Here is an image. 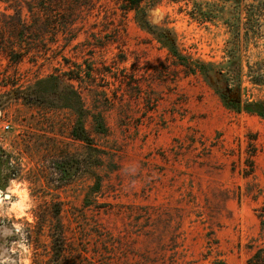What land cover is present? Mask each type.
Masks as SVG:
<instances>
[{
	"label": "rangeland",
	"instance_id": "obj_1",
	"mask_svg": "<svg viewBox=\"0 0 264 264\" xmlns=\"http://www.w3.org/2000/svg\"><path fill=\"white\" fill-rule=\"evenodd\" d=\"M251 1L145 0V26L123 0H94L61 8L65 33L8 26L23 54L0 51V264H53L42 243L59 206V264H264V112L217 92L264 105V18L247 36ZM76 131L103 151L99 185Z\"/></svg>",
	"mask_w": 264,
	"mask_h": 264
},
{
	"label": "trees",
	"instance_id": "obj_2",
	"mask_svg": "<svg viewBox=\"0 0 264 264\" xmlns=\"http://www.w3.org/2000/svg\"><path fill=\"white\" fill-rule=\"evenodd\" d=\"M0 1H7L9 0H0ZM145 0H123V3L121 4V8L124 10V12L128 11H135L136 17L138 21L142 25L150 26V21L147 19V10L146 6L144 5ZM16 7L15 11L16 13L14 15L12 14H5L1 13L0 11V51L5 52L13 61L18 60L22 53V47L20 49H15L14 47H9L6 44V33L8 31V26L11 24H15L16 26H20L21 29L19 30V33H22V35H56L59 33V31L66 32L68 19L66 17L67 11L63 13L61 11V8L64 7L65 9H74L75 6L78 7H86L87 9L91 10L97 7L96 2L94 0H22V3H19L16 1ZM11 4H8L5 8L11 7ZM26 9V10H25ZM1 14H3V17ZM10 18V19H8ZM16 18L15 22H11V19ZM261 18H264V0H252L250 3L246 6V34L249 37H252L250 35L251 32L256 33L258 27L261 25ZM9 22H11L9 24ZM37 26L39 28L45 29L43 32L42 30H37ZM159 36L161 38H165L164 42L172 48V53L174 55H179V52L177 49L172 46L169 42L172 41L170 37L165 35L164 33H159ZM186 66H188V69L190 72H196V68L193 67L189 63H185ZM200 64V63H199ZM203 74L210 78V69L208 66L204 64H200L197 66ZM217 92L221 96L223 102L225 105L229 108L241 110V108L246 105L247 108L250 111H256L260 114H263L264 112V105L263 103L259 102H249L247 104L241 102L239 98H236L232 96L231 89L227 91H223L219 88H217ZM74 137L79 140H85L86 145L88 147L87 157H86V163H87V170L88 173L92 175V178H96L95 185H99L98 181L99 177L96 174L95 167L99 165V159L101 156L102 149L99 148L96 143L94 142V137L91 135H85L84 139L81 137V135L76 131L74 133ZM77 162V161H76ZM94 187L93 190H95ZM48 201L45 202L47 204ZM59 204V203H57ZM61 210L62 207H57L55 209V212L52 214V216H56L55 225H49L51 236L50 245L47 243L44 244L45 250L48 253L47 256H49L48 261H55L53 264H59L61 260L65 258V252H67L68 249V237L66 235L65 231V224L61 220ZM48 215H41L40 214V222L39 226L42 231L45 230V227L47 226V221L50 220ZM40 235V233H38ZM35 236L36 242H39V236ZM30 240L32 239V235L29 236ZM50 246V250H48V247Z\"/></svg>",
	"mask_w": 264,
	"mask_h": 264
},
{
	"label": "water",
	"instance_id": "obj_3",
	"mask_svg": "<svg viewBox=\"0 0 264 264\" xmlns=\"http://www.w3.org/2000/svg\"><path fill=\"white\" fill-rule=\"evenodd\" d=\"M5 195H6L7 197H10V194H8V193H6Z\"/></svg>",
	"mask_w": 264,
	"mask_h": 264
}]
</instances>
